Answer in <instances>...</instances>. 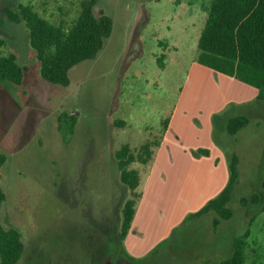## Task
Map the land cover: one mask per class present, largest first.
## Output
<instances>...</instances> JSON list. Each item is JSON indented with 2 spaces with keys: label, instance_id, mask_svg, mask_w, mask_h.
<instances>
[{
  "label": "rangeland",
  "instance_id": "obj_1",
  "mask_svg": "<svg viewBox=\"0 0 264 264\" xmlns=\"http://www.w3.org/2000/svg\"><path fill=\"white\" fill-rule=\"evenodd\" d=\"M81 1L0 0L1 54H15L27 67L22 83L0 80V151L8 157L0 170V214L24 241L17 264H95L100 233L117 234L128 196L116 152L163 135L190 84L210 2L96 0L95 13L113 19L111 36L95 58L70 69L68 86L52 83L41 74L25 21L9 13L31 5L69 26ZM207 88L202 82L196 90ZM248 110L249 123L235 135L224 129V116L215 121L217 139L239 158L228 205L233 216L216 226L212 212L191 219L142 264H217L232 255L234 238L253 248L246 264H264V103ZM254 194L259 202L241 203Z\"/></svg>",
  "mask_w": 264,
  "mask_h": 264
},
{
  "label": "trees",
  "instance_id": "obj_2",
  "mask_svg": "<svg viewBox=\"0 0 264 264\" xmlns=\"http://www.w3.org/2000/svg\"><path fill=\"white\" fill-rule=\"evenodd\" d=\"M95 6L96 0H82L79 15L69 26L64 22H51L31 5L20 4L19 13H9L13 20L25 21L30 43L40 62L41 74L47 81L68 86L70 69L82 61L95 58L106 39L111 36L112 17L103 10L96 14ZM203 9L207 18L198 39L199 52L196 61L256 87L259 90V99L264 100V0H210ZM3 45L4 40L0 38V80L22 83L27 67L18 62L15 54L2 55ZM248 123L247 116H236L228 120L226 130L235 135ZM168 124L169 120L165 122L164 132ZM163 135L158 141H147L135 148L125 144L116 152L120 180L128 191L117 230L118 244L125 252L123 243L143 194L141 186L155 160ZM198 153L207 155L209 150L199 149ZM7 158L0 151V170ZM134 162L140 167L132 166ZM238 163L237 154H231L228 185L200 211L190 214L188 220L211 211L217 215L214 218L216 226L222 219L233 216V210L228 205L232 199V190L238 183ZM4 199L5 193L0 184V207ZM259 200L260 196L254 194L251 198L243 197L241 203L247 205ZM160 247L161 245L158 249ZM249 248L251 246L246 239L236 238L232 255L218 264H246ZM250 250L253 251L252 248ZM24 252L25 244L21 233L15 228L5 227L0 214V264H17Z\"/></svg>",
  "mask_w": 264,
  "mask_h": 264
},
{
  "label": "crops",
  "instance_id": "obj_3",
  "mask_svg": "<svg viewBox=\"0 0 264 264\" xmlns=\"http://www.w3.org/2000/svg\"><path fill=\"white\" fill-rule=\"evenodd\" d=\"M191 69L190 84L182 91L144 178L143 194L125 239V249L130 254L126 253L139 261L186 226L190 214L200 211L228 185L231 154L216 137L217 117H225L226 129L229 119L247 116L249 106L264 103L256 87L235 77L196 60ZM202 82L208 88L198 92L196 88ZM199 93L204 94L201 102L197 99ZM199 149H208L209 154H200ZM231 251L232 254L234 242Z\"/></svg>",
  "mask_w": 264,
  "mask_h": 264
},
{
  "label": "flooded vegetation",
  "instance_id": "obj_4",
  "mask_svg": "<svg viewBox=\"0 0 264 264\" xmlns=\"http://www.w3.org/2000/svg\"><path fill=\"white\" fill-rule=\"evenodd\" d=\"M124 203V202H123ZM121 215V210H120ZM101 240L95 264H142L124 250L118 244V233L101 232Z\"/></svg>",
  "mask_w": 264,
  "mask_h": 264
}]
</instances>
